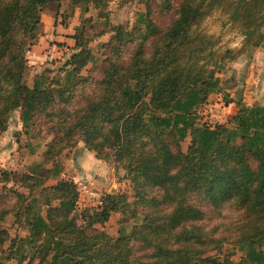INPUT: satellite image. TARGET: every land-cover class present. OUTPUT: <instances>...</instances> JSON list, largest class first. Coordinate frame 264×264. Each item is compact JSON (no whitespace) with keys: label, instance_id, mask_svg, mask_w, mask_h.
I'll use <instances>...</instances> for the list:
<instances>
[{"label":"trees","instance_id":"trees-1","mask_svg":"<svg viewBox=\"0 0 264 264\" xmlns=\"http://www.w3.org/2000/svg\"><path fill=\"white\" fill-rule=\"evenodd\" d=\"M113 1L0 0V135L16 112L24 135L43 127L53 135L41 162L0 171V264H264V106L230 100L240 82L220 77L264 50V0H124L146 12L131 28L107 22L104 59L77 28L64 66L30 79L28 55L48 9L56 7L57 26L63 3L105 19ZM216 12L238 29L240 48L222 51L220 37L205 32ZM157 15L171 19L161 25ZM231 103L236 115L207 120ZM80 143L125 171L133 201L103 194L78 214V185L62 177L58 158ZM115 215L113 236L99 227ZM10 217L24 236L3 226ZM228 246L238 261L224 254Z\"/></svg>","mask_w":264,"mask_h":264},{"label":"rangeland","instance_id":"rangeland-1","mask_svg":"<svg viewBox=\"0 0 264 264\" xmlns=\"http://www.w3.org/2000/svg\"><path fill=\"white\" fill-rule=\"evenodd\" d=\"M56 10V7H52L43 15L44 27L39 37L41 46L38 50L33 48V46L29 52L30 79L45 69H51L57 73L64 66L70 59L76 46L73 36L77 32V28H85V38H93V41L89 43L93 52L100 60L104 59L107 53L103 49V46L108 43L111 37L110 27L107 28V22L110 26L127 25L131 28L135 25L138 15L146 12V7L136 3H128L124 0H114L107 8V18L104 19L100 18L95 10L91 9L89 12H85L81 8H74L69 3H63L59 9L58 25L55 26L54 15L56 14ZM155 18L161 25H166L170 21L171 16L162 17L161 15H157ZM89 19L92 22H84V20ZM47 27L49 29L46 31ZM203 29L210 35L220 37V48L222 51L225 49H238L242 46L241 40L243 38L240 36L238 29L231 25L227 17L223 16L220 12H216L206 19L203 23ZM104 30L107 31V34L103 37H98L97 34ZM131 50H133V46L125 53V58H128ZM257 52L262 54H258L257 63H262L263 61L264 64V50H257ZM90 70L91 66H88L83 71V75L88 76ZM231 72L232 69L228 65L226 72L224 70L220 74V77L225 81L227 78L235 79V81L240 80V78L237 79V75L231 74ZM90 75L94 79L100 78V72L98 71ZM225 85L226 82L224 83ZM237 88L229 90L230 96L232 94L235 95L230 100H237L240 93L243 96V92L238 93V91L234 90ZM91 90L92 87L88 89V92L90 93ZM247 100H249V103H252V100H258L257 102H253V104L264 106V96L250 94L247 96ZM215 115L216 117L218 116L217 114ZM207 120L210 122L216 121L215 119H210L209 116ZM226 120L227 118L223 121L226 122ZM46 130L47 127H43V129L38 128L36 132L32 131V136L24 135L19 122V114L16 112L10 119L8 130L0 135V171H20L28 165L41 162L46 144L53 137L50 133H46ZM20 132L22 135L17 136ZM189 144L190 139L187 138L182 143V149L187 151ZM32 150H34V153H32ZM58 160L62 165V177L71 179L78 185L80 194L78 214L87 208L98 206L99 198L103 194L125 193L129 196L130 201H133L134 193L132 185L131 182L124 178L125 171L119 169L112 160L100 159L95 153L89 152L83 143H80L76 148L62 152ZM54 183L50 182L49 184L52 185ZM7 187L12 188L13 184H8ZM119 219L120 216L115 215L108 223L99 228L114 236L118 230ZM229 219L231 218L229 217ZM223 221H225V218L223 220L219 219L208 222V229H213ZM3 226L9 230L12 236L17 234L24 236L26 234L23 229L14 225L13 217H10ZM223 231L221 228L220 234ZM223 252L224 254H232L234 252L233 259L236 261L241 256V253L234 250L232 246L226 247Z\"/></svg>","mask_w":264,"mask_h":264},{"label":"crops","instance_id":"crops-1","mask_svg":"<svg viewBox=\"0 0 264 264\" xmlns=\"http://www.w3.org/2000/svg\"><path fill=\"white\" fill-rule=\"evenodd\" d=\"M48 29L49 28L47 27L46 31ZM40 46H41V42L38 41V43L33 48L38 50ZM258 54H260V52H257L256 50L255 52H251L247 56L245 55L239 58L237 61L233 62L230 65V68L232 69L231 74L237 75V79L240 78V80H238L240 82V85L238 86L237 89L234 90L238 91V93L243 92V96L241 93L238 96L242 98L243 102L247 105H252L253 102L258 101V100H254V101L252 100V103H249V100H247L248 95L255 94L259 96H264V64L263 61L262 63H257V59L259 57ZM232 97H235V95L232 94L231 98ZM210 100L215 103L216 107H218L217 104H219V102L223 101L221 95L212 96ZM236 112H237L236 105L234 103H231L228 106H226L225 113L223 112L222 113L223 115H225V118H227L228 120Z\"/></svg>","mask_w":264,"mask_h":264},{"label":"built area","instance_id":"built-area-1","mask_svg":"<svg viewBox=\"0 0 264 264\" xmlns=\"http://www.w3.org/2000/svg\"><path fill=\"white\" fill-rule=\"evenodd\" d=\"M215 114H217L218 116L216 117ZM206 115H207V118L209 116L210 119L216 120V121L214 120L215 122H211V123H223L224 122L223 120L225 119V115H223V113L217 112L215 110H208L206 112ZM99 200H100V198H99Z\"/></svg>","mask_w":264,"mask_h":264}]
</instances>
